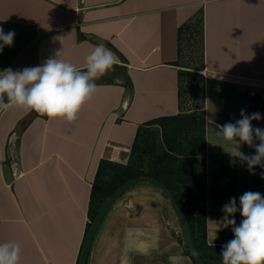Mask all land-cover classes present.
<instances>
[{"label": "crops", "instance_id": "1", "mask_svg": "<svg viewBox=\"0 0 264 264\" xmlns=\"http://www.w3.org/2000/svg\"><path fill=\"white\" fill-rule=\"evenodd\" d=\"M200 13L208 258L210 247L234 238L223 205L235 197L239 206L246 191L264 196V168L250 172L217 134L241 109L259 112L252 126L264 128V0H0V28L15 32L0 52V71L42 65L58 52L83 70L97 44L118 57L72 122L37 114L22 126L32 112L6 97L0 107V243L20 244V264H78L101 161L127 165L141 127L181 113L179 29ZM240 150L255 154L247 144ZM178 255L196 264L168 198L143 183L106 213L87 264H172Z\"/></svg>", "mask_w": 264, "mask_h": 264}, {"label": "clouds", "instance_id": "2", "mask_svg": "<svg viewBox=\"0 0 264 264\" xmlns=\"http://www.w3.org/2000/svg\"><path fill=\"white\" fill-rule=\"evenodd\" d=\"M14 30L5 33L0 28V52L11 46ZM48 58L42 65L14 71L6 68L0 71V107L7 103L27 112H36L49 119H65L72 122L82 107L97 91L96 83L114 69L118 57L104 44H97L86 57V68L58 58ZM240 119L235 123L218 125L217 134L231 143L226 151L231 157L239 158L253 172L257 165L264 168V128H253L252 121H259L261 114H246L241 109ZM259 141V143H254ZM255 148V154L245 155L241 145ZM264 178V176H262ZM221 211L222 223L232 228L234 238L223 245L220 256L222 264H264V196L260 192L246 191L237 199L230 198ZM242 220L237 225L235 214ZM183 255L172 257V264H182ZM21 246L14 241L0 243V264H20Z\"/></svg>", "mask_w": 264, "mask_h": 264}, {"label": "trees", "instance_id": "3", "mask_svg": "<svg viewBox=\"0 0 264 264\" xmlns=\"http://www.w3.org/2000/svg\"><path fill=\"white\" fill-rule=\"evenodd\" d=\"M179 36L180 40L187 41L188 47H193L192 41L193 39L196 40L194 50L196 49V53L200 54L198 62L201 63L198 68L188 69L185 66L186 69L179 72L181 113L173 117L153 120L141 127L133 144L127 165L106 160L101 161L92 188L89 218L92 222L104 201L123 184L135 178L150 177L163 183L174 193L179 206L190 223L203 261L206 264H222L220 254L223 246L210 247L208 250L212 254H209L208 258L202 252V247L206 246L207 230V178L204 160L206 155V120L204 114L200 115V119H198L194 113H190L189 110L183 108L181 94L182 83L186 78L191 79L200 87L202 100L205 103L206 77L200 73L204 69V20L202 13L183 24L179 29ZM129 83L130 80L127 78V84ZM37 114L32 111L21 125H25ZM152 125H160L164 129L162 142L151 144V139L145 137L143 138V144H141L140 139L143 128ZM183 157L189 159L185 167L180 160ZM199 159H202V165L200 164V166ZM200 181L201 183H198ZM188 182H192L190 183L192 189L189 191L192 192L189 195L192 200L191 205H193L192 211L190 205L179 195V190ZM90 225L91 223L88 224L87 232Z\"/></svg>", "mask_w": 264, "mask_h": 264}, {"label": "water", "instance_id": "4", "mask_svg": "<svg viewBox=\"0 0 264 264\" xmlns=\"http://www.w3.org/2000/svg\"><path fill=\"white\" fill-rule=\"evenodd\" d=\"M263 105H264V102H263ZM143 183L151 184V185L157 187L158 189H160L162 192H164V194L168 198V200L172 206L173 212H174V214H175V216L179 222L182 235L185 239V243H186L187 248L191 254V257L193 258V260L195 261L196 264H206L199 254L190 223H189L185 213L183 212V210L179 206V204L175 198L174 193L163 183H161L155 179H152L150 177H146V176L135 178V179H132V180L126 182L121 187H119L110 197H108L104 201V203L101 205V207L97 211V213H96V215H95V217H94L93 221L91 222V225L88 229L78 264H87L88 257L90 254V249H91L94 237L98 231V228H99L104 216L110 210V208L125 193H127L132 188H134L140 184H143Z\"/></svg>", "mask_w": 264, "mask_h": 264}, {"label": "rangeland", "instance_id": "5", "mask_svg": "<svg viewBox=\"0 0 264 264\" xmlns=\"http://www.w3.org/2000/svg\"><path fill=\"white\" fill-rule=\"evenodd\" d=\"M196 40L193 39L192 44L193 47L187 46V41L183 42V57L181 64L184 65V67H188V69L192 68H198V66L201 64L199 61L200 54L196 53V49L194 50V44ZM200 87L195 82H192L191 79L186 78L185 81L182 83L181 88V94H182V102H183V108L185 110H189L190 113H194L198 119H200V115L204 114V100H202V93H200ZM163 128L160 125H152L148 127H144L141 133V144H143V138L149 137L151 139V144L154 142L160 143L162 142L163 137ZM185 167V164L187 161H189L188 157H183V159H180ZM199 166L202 165V159H199ZM148 163V162H147ZM192 183V182H190ZM189 182L185 185H183V188L179 190V195L183 198L184 201L188 205H190V210L192 211V200L190 199V196L192 192V187ZM198 183H201L198 182ZM199 232V231H198ZM211 255L210 251H207V256Z\"/></svg>", "mask_w": 264, "mask_h": 264}, {"label": "built area", "instance_id": "6", "mask_svg": "<svg viewBox=\"0 0 264 264\" xmlns=\"http://www.w3.org/2000/svg\"><path fill=\"white\" fill-rule=\"evenodd\" d=\"M128 207L129 208H132L133 207V204H128ZM177 233H179V231H177Z\"/></svg>", "mask_w": 264, "mask_h": 264}]
</instances>
